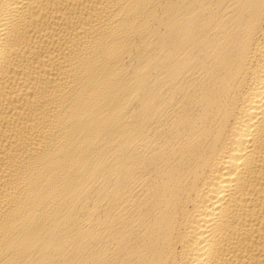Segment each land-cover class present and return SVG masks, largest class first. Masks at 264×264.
Here are the masks:
<instances>
[{
    "label": "bare ground",
    "instance_id": "1",
    "mask_svg": "<svg viewBox=\"0 0 264 264\" xmlns=\"http://www.w3.org/2000/svg\"><path fill=\"white\" fill-rule=\"evenodd\" d=\"M0 264H264V0H0Z\"/></svg>",
    "mask_w": 264,
    "mask_h": 264
}]
</instances>
